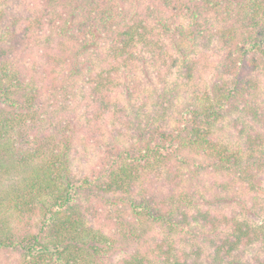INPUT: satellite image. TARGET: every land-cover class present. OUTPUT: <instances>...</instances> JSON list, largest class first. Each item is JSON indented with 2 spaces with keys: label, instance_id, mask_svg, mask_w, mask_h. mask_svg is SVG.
<instances>
[{
  "label": "trees",
  "instance_id": "16d2710c",
  "mask_svg": "<svg viewBox=\"0 0 264 264\" xmlns=\"http://www.w3.org/2000/svg\"><path fill=\"white\" fill-rule=\"evenodd\" d=\"M23 1L0 0V252L107 264L145 226L116 264H264V203L252 223L177 189L257 190L264 0Z\"/></svg>",
  "mask_w": 264,
  "mask_h": 264
},
{
  "label": "rangeland",
  "instance_id": "374dc122",
  "mask_svg": "<svg viewBox=\"0 0 264 264\" xmlns=\"http://www.w3.org/2000/svg\"><path fill=\"white\" fill-rule=\"evenodd\" d=\"M31 4L38 6L36 0H24V9L36 13L41 7H31ZM27 7V8H25ZM27 13H23V18H28ZM40 40V38H37ZM222 136L232 145L237 142L231 128H227ZM182 174H179L177 179V189L180 193H189L191 196H203V199H195L199 201V206L208 207L212 205L213 209H222V211L243 213L245 217H249L252 223H256L253 217H258L259 212L256 211L257 203H264V174L259 176L255 184L257 190L243 189L240 185L233 186L229 184V176L223 173L214 172L207 168H202L200 172L189 171L188 169H181ZM165 176V175H164ZM164 177L162 176V179ZM228 183V184H227ZM165 192V191H163ZM196 193V194H195ZM162 195H164L162 193ZM208 195H211L210 197ZM206 201V202H205ZM248 219V218H247ZM257 219V218H256ZM138 234L142 241L137 240L136 245L132 241H125L120 236L116 239L115 250L109 257L107 264H116L117 261L123 257L124 253H128L135 246H145L143 241L147 242V237L152 233V228L137 226ZM143 229L144 235H141ZM140 230V231H139ZM17 256L15 254H4L0 252V264H16Z\"/></svg>",
  "mask_w": 264,
  "mask_h": 264
}]
</instances>
